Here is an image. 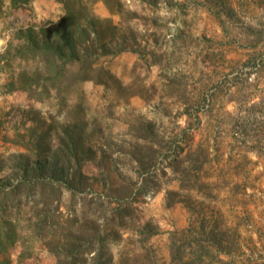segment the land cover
<instances>
[{"label": "rangeland", "instance_id": "rangeland-1", "mask_svg": "<svg viewBox=\"0 0 264 264\" xmlns=\"http://www.w3.org/2000/svg\"><path fill=\"white\" fill-rule=\"evenodd\" d=\"M28 1L0 0V54L10 44L14 49L15 33L29 25L23 22L31 15ZM6 2L22 10L14 19L8 18L13 3ZM123 2L122 36L113 46L126 49L112 67L142 95L110 110L103 88L83 86L93 151L83 169L93 189L114 194L113 175L129 193L147 179L149 191L134 203L135 225L127 234L140 260L151 259L140 264H169L168 232L190 224L215 235L217 264H264V0ZM95 12L109 16L102 3ZM58 16L55 9L46 22ZM7 61L0 63L7 71L0 119L12 129L32 110L38 132L52 126L57 136L62 116L50 120L56 100L33 102L10 88L19 61ZM138 142L156 153L148 171L132 157ZM146 224L159 235L145 245L138 241ZM28 262L55 264L42 246Z\"/></svg>", "mask_w": 264, "mask_h": 264}, {"label": "trees", "instance_id": "trees-1", "mask_svg": "<svg viewBox=\"0 0 264 264\" xmlns=\"http://www.w3.org/2000/svg\"><path fill=\"white\" fill-rule=\"evenodd\" d=\"M56 2L62 13L55 25L19 29L14 49L10 44L0 54V63L8 59V66L19 61V71L8 75L10 88L24 91L33 102L54 97L56 112L50 120L62 116L55 137L50 134L52 126L38 132V114L32 110L27 111L25 122L12 129L0 119V264H30L37 246L44 247L55 264L150 261L149 256L140 260L130 247L134 242L127 237L135 225L134 203L149 191L147 179L127 193L120 191L121 182L112 175L109 190L114 194H102L93 189L91 177L83 169L93 152L92 138L86 134L88 106L83 86L91 83L103 88L110 110L142 95L133 84H125L112 67V59L126 49L113 46L122 36L124 2ZM98 3L108 11V17L96 14ZM92 132L99 133L97 129ZM138 133L136 129V138ZM132 149L139 168L148 171L156 153L140 142ZM171 196L170 192L168 199ZM156 235L159 232L146 224L138 242L149 244ZM168 239L169 264L220 262L216 259L219 253L214 255L217 244L213 233L190 224L168 232Z\"/></svg>", "mask_w": 264, "mask_h": 264}, {"label": "crops", "instance_id": "crops-1", "mask_svg": "<svg viewBox=\"0 0 264 264\" xmlns=\"http://www.w3.org/2000/svg\"><path fill=\"white\" fill-rule=\"evenodd\" d=\"M7 4H11L10 7H8V9H10V12L13 11L12 15H9L8 18H10V20L13 18V14L18 12V11H22L21 8H17L16 4L14 2H6ZM25 7H29V12L31 13V15H24L23 19H25L26 23H29V25L24 26L25 28L29 27V26H34L35 28L37 27H41V26H45L47 24H53L55 25L61 16L62 10H61V5L56 2V0H33V1H28L27 4H24V8ZM20 9V10H19ZM57 9L58 12V18L57 20H53L52 22L47 23L46 21L48 19H50L49 15L55 10ZM44 10H46V13L44 12ZM28 12V13H29ZM35 13V16H34ZM14 19V18H13ZM57 21V22H56ZM56 22V23H55Z\"/></svg>", "mask_w": 264, "mask_h": 264}, {"label": "built area", "instance_id": "built-area-1", "mask_svg": "<svg viewBox=\"0 0 264 264\" xmlns=\"http://www.w3.org/2000/svg\"><path fill=\"white\" fill-rule=\"evenodd\" d=\"M4 79H5V74H4V72L0 68V87H1L2 82H3Z\"/></svg>", "mask_w": 264, "mask_h": 264}]
</instances>
